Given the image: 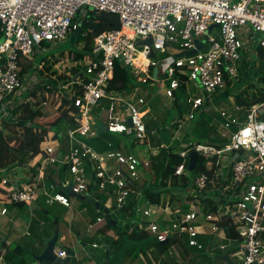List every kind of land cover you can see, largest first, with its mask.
Segmentation results:
<instances>
[{
    "label": "built area",
    "instance_id": "built-area-1",
    "mask_svg": "<svg viewBox=\"0 0 264 264\" xmlns=\"http://www.w3.org/2000/svg\"><path fill=\"white\" fill-rule=\"evenodd\" d=\"M84 7L117 14L121 27L95 36L91 52L81 58L76 51H81L84 44L76 51L64 53L65 59L60 60L64 54L53 55L52 61H57L52 64L54 67L42 61L37 69L47 77L43 82L39 81L37 72L28 73L30 66L23 71L25 65L33 63L38 49L50 48L69 33L81 32L80 13ZM212 25L215 26L210 28ZM217 27L220 30L213 34ZM254 32L262 33L263 37L255 41ZM87 35L88 31H84L83 36ZM149 37L152 45L138 43ZM196 40L203 43L201 49L197 48ZM257 46L264 48V0H0V118L11 121L13 109L31 100L36 102L38 89L43 88L47 97L54 92L60 99L55 109L60 105L71 108L69 114L76 123L65 131H49L40 145V154L25 167L13 164L1 169V186L13 185L6 192L0 191L1 213L8 212L7 204L32 205L41 195L49 205L58 202L71 207L70 195L46 189V167L65 168L66 174L72 175V191L78 195L90 191L88 162L92 177L97 180L96 190L108 194L112 187L114 192L108 200L114 201L117 209L124 208L130 194L135 193L134 181L142 179L141 175L150 169V156L157 152L142 156L129 150H97L88 142L98 135L101 126L92 111L101 109L102 116L103 102L107 101L108 123L102 124L107 131L128 134L136 143L145 144L155 132L145 121L150 113L144 95L147 86L156 87L160 83L159 94L165 103L170 99L173 104L177 93L184 89L182 102L190 111L188 115L185 112L177 115L173 121L182 126L183 122L195 118V112L208 106L210 94L231 86L234 80L241 81L247 72L242 69L244 62H249L251 67L254 63L252 68L256 67ZM192 49L197 52L187 55ZM158 54L166 60L158 58ZM116 61L128 67L144 88L139 89L137 85L128 95L111 92L108 86ZM196 89L203 90L206 96L196 93ZM115 101L125 102L122 113L116 111ZM45 104L43 101L42 105ZM236 107L245 108L237 104ZM263 114L264 101L253 104L247 108L244 124L239 126L236 117L222 110V126L226 131L219 132L225 141L220 146L190 144L179 152L183 161L175 173L191 176L189 163L193 150L206 158L207 171L191 176V185L176 206L171 205L170 198L165 205H155L158 211L154 212H159V216L155 221L141 222L140 228L160 242L174 236L183 238L186 234L189 247H197L212 258L204 264H231L214 262L216 252L227 250L231 241L240 242L239 248L230 255L238 257L240 263L232 264H264V119L260 117ZM232 126L239 127L231 133L228 128ZM236 152H239L237 157ZM38 162L39 166L34 167ZM13 168H19L16 177L10 174ZM24 168L30 172L28 179L22 172ZM209 201L218 208L206 214L203 209ZM144 214L150 216L152 212L148 209ZM164 214L169 218H163ZM222 222H228L237 232L236 239L227 236L220 225ZM90 228L93 229V224ZM31 234L28 228L25 235ZM199 235L209 237L208 246L197 238ZM9 245L10 242L0 237V264H7L5 254ZM173 247L184 249L179 242ZM56 252L58 257L67 256L66 249H56ZM34 264L49 263L35 261Z\"/></svg>",
    "mask_w": 264,
    "mask_h": 264
},
{
    "label": "trees",
    "instance_id": "trees-1",
    "mask_svg": "<svg viewBox=\"0 0 264 264\" xmlns=\"http://www.w3.org/2000/svg\"><path fill=\"white\" fill-rule=\"evenodd\" d=\"M89 12L91 13L90 16L86 15L81 19V32H79V34H77V32L74 33L80 38V41H83L84 44V48L81 51L75 50L78 58H81L85 54L91 52L95 36L104 31L121 27L119 16L115 13L96 11ZM84 31H88L87 36H83ZM256 50V57L258 58V60L263 61L261 68H264V48L262 46H257ZM252 65L255 66L254 63ZM29 66L30 64L25 65L23 71L26 72ZM252 67L249 62H244V64L242 65V69H246L248 73H250V71L253 69ZM255 73L259 74V81L264 83V71L263 73ZM245 76H247V73ZM245 76L243 75L241 77V80ZM137 85L138 82L131 74L129 68L122 66L119 61H116L114 76L113 79L110 80L108 89L111 92L128 93L131 92ZM257 90L256 92H251L247 89L240 90L235 94L234 97L236 104L245 108H249L253 104L263 102L264 85L260 87L258 91ZM183 92L184 89L182 88L181 91L177 93V98L174 102L177 108V114L179 116H182L184 114V104L182 102V98L184 96ZM229 93L230 88H228L226 92H224L223 96H229ZM59 109L60 114L54 116V119L50 120V122H48L47 124L36 121L38 117L44 116V113L40 109L31 108L30 103L20 104L13 109V114H17L21 110L23 111V114L19 116L20 119L16 122H11L10 120L4 119L2 123L6 128L11 127V123H13L17 127H21V131L15 130L5 135L1 126L2 124H0V173H2L1 169L10 167L13 164L22 166L28 165L34 157H37L40 154V145L45 140L49 131L58 133L59 131H65L70 126H76L74 117L69 114V110L71 108L67 109L64 108L63 105H60ZM69 118L70 123L65 129L60 130L59 126L61 125V122L64 119ZM172 125L176 127L178 126L177 123H173ZM55 127L58 128L56 131L54 130ZM147 127L151 129L150 124H147ZM195 130L199 138L201 137L209 141L208 144L217 146L221 145V142H219L218 124L213 123L209 119L200 120ZM100 133L101 132L98 133L96 138L90 139L88 141L89 144L92 145L94 139H97ZM125 137L130 138V135H116L115 140H107L104 145L100 144L96 149L99 151H107L112 149L125 151L127 148L125 141H123ZM136 144L137 143L132 139L131 148H134ZM153 145L158 147V152L150 156V169L146 170V172L144 173V178L134 181L133 187L135 189V193L130 194L128 205L122 209H119L121 214L127 215L125 223L121 227L119 225H112V223L106 218V216H103V220H105V226L101 227V233L105 234L108 230H111L113 228H116L117 230V233L114 234V236H105V239L108 240V248L103 249V251L106 255L107 264H133L136 259L139 258L140 254H144L150 262L152 261V256L158 259L163 253H165L171 246H173L177 242L181 243L184 248L185 246L189 247V241L186 234L183 235V238L174 236L170 238L167 244L161 245L160 241H157L156 238L152 237L149 232L140 228V223L142 221L136 218L138 213L137 208L139 204L145 201L151 205H165L168 198H170V203L174 207L175 202L177 203V201H179L180 199L182 200L183 194L190 187L192 178L191 176H195L201 171H207V160L204 156L199 155L197 167L194 171H192L191 176H177L175 170L177 166L183 161V158L180 156L179 151H177L175 146L164 145V143L161 142H154ZM36 166H39V162L34 167ZM50 166L51 165H48L46 167V171L49 170ZM58 171L61 175L66 174L65 168H62ZM34 172L36 174L38 173L36 169H34ZM87 172L89 175H92L93 173L91 164L89 162L87 163ZM46 178V182L49 184L50 188L53 187V192H62L60 188L59 190H57L58 186L54 184L53 177L48 174ZM92 181L93 182L89 185V190L97 191L96 189H94L95 180L93 179V177ZM12 187L13 185H9L6 187L1 186L0 182V191L2 192L10 190L12 189ZM174 190H178L180 197L174 195ZM111 192H114V189L112 187L109 188L108 194L103 192V195L106 197V199L102 204H105L107 202V199H109V197L111 196ZM98 200L101 202L100 199ZM186 207L187 206H185V208ZM217 208V205H213V203L209 201L207 208L203 209V211L206 214H210L216 212ZM45 213L47 214V211H45ZM58 223L59 221L56 220V224ZM220 225L225 228L228 237L235 239L238 237L237 232L229 226L228 222H222L220 223ZM197 238L205 244V247L208 246V236L199 235ZM190 248L193 251V254L192 258L187 261V264H194V262H196L197 260L196 258L204 257L208 261L212 259L197 247L191 246ZM33 253L34 252L31 251L27 247V245L16 242L8 246L5 257L7 264H34L36 260L33 257ZM216 254L217 256H214V259L224 261L222 258L218 257V255L224 256L220 251L216 252ZM231 254L232 251L230 253H226V255H229L226 262L232 264L233 262L231 261L230 256ZM27 257H29L30 260ZM74 263L76 262L74 261Z\"/></svg>",
    "mask_w": 264,
    "mask_h": 264
},
{
    "label": "rangeland",
    "instance_id": "rangeland-1",
    "mask_svg": "<svg viewBox=\"0 0 264 264\" xmlns=\"http://www.w3.org/2000/svg\"><path fill=\"white\" fill-rule=\"evenodd\" d=\"M233 1L238 2L240 0H233ZM89 9H87V7H84L80 13V18L83 17V14L84 16L86 15L90 16L91 13L89 12L90 11ZM219 30L220 28L217 27L212 33L216 34ZM252 35H253L252 39H254L255 41L260 40L263 37V34L260 32H254V34L252 33ZM252 43H254V41ZM82 45H83V41H80V38L78 36H76L73 33H69L64 40L51 44L50 48L38 49L32 60L33 63L31 62L29 63L31 67V72H28V73L32 75L37 72L38 74L36 75L38 76L40 82L47 80V77L44 74V72L40 73L38 71L37 69L38 65L41 64L42 61H44L46 65L53 66L54 64L57 63V61L56 62L52 61L53 55L64 54V53L69 52L70 50L80 49ZM65 58H66V54H64L60 60L65 59ZM158 58L162 59L163 61L166 60V57H163L162 54H158ZM262 64H263L262 60H256V67H254L250 71V73L245 72L244 76L246 75V73H247V76L243 77L241 81L234 80L233 84L230 87L221 89L217 93L210 94L209 100L207 101L208 106H206L204 110L195 112V118L192 120H187L183 122L182 126H180L179 123H177L178 124L177 127L172 125L173 121L176 119L178 115L177 108L171 102L170 99H167L165 103L164 99L159 94V91L162 89V87L160 86V83H158L156 87L147 86L146 92L144 93V95L148 99V102H149L148 107H149L150 113L146 116L145 121L148 124H150L151 126L150 128L154 130L155 132L149 135L147 143L145 144L137 143L134 148H131V141L132 139H134L133 136H130V138L125 137L123 141H125V144L127 145L126 150H129L130 152H134L136 154H140L142 156H146V155H150L151 152H158V147L153 145L154 142L170 144L171 146H175V148L179 152L184 150V148L186 149L187 146H189L190 144H196V143L208 144L209 141L201 137L199 138L195 130L199 121L204 120V119H209L213 123L218 124L219 142H221L222 144L225 140L222 138L219 131H226V129H224V127L222 126V122L224 123V119L221 117L220 113L222 110H224L231 117H236L238 119L239 126L244 124L246 120V115H247V108L237 109L234 97H235V94L239 92L240 90L247 89L251 92H256L257 89L259 90V88L264 85V83L259 81V78H258L259 74L255 73V72L263 73L264 68H261ZM80 72H84V69H82V71ZM49 76H50V73H49ZM160 78H162V72H160ZM38 85H42V84L38 83ZM137 87L141 89V87L144 88V85L141 83H138ZM228 88H230L229 96H222V92ZM195 91L201 96H204V97L206 96V93L203 90L196 89ZM38 92H40V94L36 96V102H34L33 100L29 102L30 107L33 109L41 108L42 112L44 113V116L38 117L36 121L43 123V124L44 123L47 124L48 122H50V120L54 119V116L60 114V109L57 110L55 109V107L59 105L61 101L54 94V92L52 93L50 92V94H48V97L43 88H39ZM129 93L130 92L123 93V94L128 95ZM43 101L44 102L46 101L47 104L42 105ZM103 105H104L105 110L102 116H100L101 109L92 111V114L98 118L96 120L98 125L108 123L107 109H108L109 103L107 101H104ZM125 105L126 104L124 101H115L116 111L119 113H122L124 111L123 109ZM183 110L185 114L188 115L190 111L189 107L184 105ZM201 111H204V112L201 113ZM22 114H23L22 110L19 111L17 114H12L10 116L11 121L12 122L18 121L20 119L19 116H21ZM260 117L264 119V114L261 115ZM3 119L4 118H0V124H2L1 126L3 128L5 135L10 133L11 131H15V130L21 131V127H17L13 123H11V127L6 128L4 124L2 123ZM69 123H70V118L64 119L61 122L59 129L60 130L65 129ZM170 124L171 126L169 127ZM238 127L232 126L228 128V130L232 133V132H235ZM57 129H58L57 127L54 128L55 131ZM116 135H119V134L111 133L108 131L101 132L99 134V137L97 139H94L92 146L97 148V146L100 144L104 145L107 142V140L113 141L115 140ZM17 171H19V168L17 169L13 168L10 174L16 177ZM49 171L50 172L48 174H53L54 179L58 181L59 185H62L66 180H70L72 178V175L70 174L67 175L66 177L61 175L55 165H51L49 167ZM22 172L24 173L26 177L30 176V172L27 171V168L22 169ZM89 176L92 177L91 174ZM141 176L142 178L145 177L144 174H142ZM45 187L49 192L52 191L51 190L52 188H50L47 182L45 183ZM57 190H59L58 187H57ZM174 195L177 197H180V194L177 190H174ZM85 196L100 199L101 203H103L106 199V197L103 195V191L101 190H97V191L91 190L89 192H86ZM87 198L84 199L81 195H78L76 197H71V207H65L57 202L52 205L47 204L46 197L42 195L35 201L34 204L36 207L37 206L41 207L42 210L44 211L43 213L37 212L36 214V218H39L40 220H43L45 222L44 227L47 226L48 224L52 226L55 225L56 226L55 228L59 227L62 233H66V236L68 238L67 242L59 243V246L60 245L66 246L67 248L71 249L72 252L74 251V253H76L75 246H78L79 244L84 243L86 245L84 247V250L81 252V257L83 258V255H84V257L88 261L94 260L96 262L97 256H100L99 254H101V252L103 251V244L105 242V236L104 238L102 236L97 237V234L95 233L94 230L90 231L89 225H90L91 220L97 221L96 217L99 214L102 216H104L105 214L102 210L98 209L94 204H89L87 202ZM179 201H181V199ZM107 202H109L108 199H107ZM106 203L104 204L105 206H107ZM176 205L177 203L175 202V206ZM154 210L158 211L156 208ZM45 211H47V214L45 213ZM116 211L117 210L111 211L113 216H115ZM166 216L168 215L165 214L164 218ZM56 220L59 221L58 224L55 223ZM124 223L125 221L124 222L120 221L119 226L121 227ZM37 224H38V220H36V223L34 224V228H33L35 233H39V231L42 230V228L40 227L38 228ZM59 225H61V227ZM69 231H70V234H69ZM220 235L222 237L224 236V234H220ZM213 237L215 241H218L217 236H213ZM39 240L41 239L37 238V234H35L34 236L29 237V240H28L29 244H26V245L34 253H39V252L41 253L43 251L41 250V248L37 247V245L39 244ZM94 240L99 242L100 244L99 248H93L92 242ZM219 240L223 241L221 238ZM239 245H240L239 241H233V242L231 241L229 248L225 251H220V252L221 254L226 255V253H230L231 251L237 250L239 248ZM175 248L177 250H173L175 252H173L172 255L167 253L168 260L180 261L179 264L181 263L183 264L192 258L193 251L191 250L190 247L185 246L184 250L180 249V247H175ZM86 254L87 256H90V258H87ZM27 258L30 260L29 257ZM196 259L197 260L196 262H194V264H204L207 261L204 257L196 258ZM72 260H73V262H71L72 264H77V263H74V258H72ZM231 261L240 263V260L238 257L231 256ZM214 262L223 263V261L218 260V259H214ZM138 263L140 262H136V264Z\"/></svg>",
    "mask_w": 264,
    "mask_h": 264
},
{
    "label": "crops",
    "instance_id": "crops-1",
    "mask_svg": "<svg viewBox=\"0 0 264 264\" xmlns=\"http://www.w3.org/2000/svg\"><path fill=\"white\" fill-rule=\"evenodd\" d=\"M94 138H96V137H94ZM49 172L50 171L48 170L46 172V174L48 175ZM32 173H34V172L32 171ZM49 175L51 177H53V174H49ZM67 175L68 174H64L63 176L66 177ZM27 179H28V177H27ZM93 179L95 180V177H93ZM53 180H54V184L55 185H59L58 181L55 180L54 177H53ZM95 181H97V180H95ZM91 182H93L92 181V177H91ZM94 183H96V182H94ZM94 185L96 186L97 184H94ZM96 188H97V186H96ZM51 192H53V190ZM87 192H89V191H87ZM34 203L32 205L25 204V203L24 204L23 203H18V204H12V205H8L7 204L8 212L6 214H2L1 213V209H2L3 205H0V237H2L3 239L7 240L8 242H10V244H13V243H16V242H20V243L26 245V244H29V241H28L29 237H32L35 234H37V238L41 239V240H39V244L37 245V247L41 248V250L44 251V249L46 248V245H47L46 240L50 239V238H52L54 236L55 231H56V228H55L56 226L55 225L52 226V225L48 224L47 226L44 227L45 222L43 220H40L39 218L35 217V214H37V212H42L43 213L44 211L42 210L41 207H39V206L36 207ZM106 205L108 207L112 208L113 206H115V203H114V201L110 200L109 202L106 203ZM155 208H156L155 205H151V204L147 203L146 201L141 203V204H139V209L140 210L138 211L136 218L141 220L142 222L155 221L154 219H156L159 216V214H160L159 212L158 213L154 212ZM148 209H150L151 212H152V214L150 216H146L144 214V210H148ZM116 210L117 211H116L115 216H113L112 213H111V215H112V217L115 220L118 221L117 224H116L118 226L120 221H122V222L126 221L127 215L126 214H121L119 209H116ZM111 211H115V210H111ZM164 215H163V218H164ZM97 218H102V220L101 221L91 220L90 224L94 223L93 224V229H91L90 225H89L90 231L94 230L95 233L97 234V237H101L102 236L104 238V236H106V235L114 236V234L117 233L116 228L108 230L107 233H105V234L101 233L100 229H101V227L105 226L104 225L105 224V220H103L104 218L100 214L96 217V219ZM168 218H169V216L165 217V219H168ZM36 220H38V224H37L38 228L39 227L42 228V230H40L39 233H35L34 230H33L34 224L36 223ZM59 226L61 227V225H59ZM28 228L30 229V231L32 233L30 236L25 235V231ZM59 231H60V233H59V238H58V241H57V244H56V249L57 250L58 249H60V250L66 249L67 251L71 250V249L67 248L66 246H61V245L59 246V243H66L67 239H68L67 236H66V233H62V231L60 229H59ZM69 234H70V231H69ZM82 242H83V240H82ZM94 243H98V245L100 246L99 242L95 241V240L92 242L93 248H99V246L98 247H94V245H93ZM82 245H84V246H82ZM85 245L86 244L81 243L78 246H75L76 247L75 248L76 249L75 250L76 253H74V251H73V254L71 253L70 263L73 262L72 258H74V261L76 263H78V264H100V263L107 264L106 255H105L104 251H102L101 254H99L100 256H97V261L96 262L94 260L88 261L84 257V255H83V258H82L81 257V252L84 250ZM107 248H108V240L105 239V242L103 244V249H107ZM173 250H177V249L175 247L171 246L158 259H156L155 257L152 256V261H150V262H149V260L147 259V257L144 254H140L139 258H137L136 261L133 264H136V262H140L138 264H174V263H177L178 261H175V260L174 261H170V260L167 259V253L172 255L173 252H175ZM41 253L39 252L37 254H41ZM86 256H87V254H86ZM87 258H90V256H87ZM85 259H86V261H85ZM99 260H100V262H99ZM183 264H187V262L183 263Z\"/></svg>",
    "mask_w": 264,
    "mask_h": 264
},
{
    "label": "water",
    "instance_id": "water-1",
    "mask_svg": "<svg viewBox=\"0 0 264 264\" xmlns=\"http://www.w3.org/2000/svg\"><path fill=\"white\" fill-rule=\"evenodd\" d=\"M215 25H212L210 28H213ZM77 34H79V31L77 32ZM197 42V48L201 49L203 47V43L198 42V40H196ZM139 44H148V45H152L153 40L152 37H149L145 40H140L138 42ZM197 52V49H192L190 51L187 52V55L189 54H194ZM158 69L155 68L154 70V74H157ZM129 123L131 124V120H129ZM98 132H107V127L105 125H101L98 129ZM239 155V152H236L234 154L235 157H237ZM198 159H199V153L196 150H193L190 152V163H189V170L194 171L197 167V163H198ZM58 188H60L65 194L70 195L71 197H76L78 195H81L84 199H86L87 197V202L90 204H94L98 209L102 210L104 212V214L106 215L107 219L112 223V225H116L117 224V220H115L112 215H111V210H116L117 207L113 206L112 208H109L108 206H105L104 204H102L100 201L96 200L93 197H89V196H85V194H76L75 192L72 191L73 188V182L72 180L69 181V183L67 185H57ZM94 189H96V186L94 185ZM59 227L56 228L55 234L52 238L47 239V245L46 248L44 249V251L41 254H36L33 253V257L36 261H40V262H46L49 264H70V255H71V250L67 251V256L62 258V257H58L57 256V252H56V244L59 238ZM169 240L167 239L166 241H162L160 242L161 245H165ZM219 258H222L223 260H227L228 256L224 255H218ZM103 264V263H100Z\"/></svg>",
    "mask_w": 264,
    "mask_h": 264
},
{
    "label": "clouds",
    "instance_id": "clouds-1",
    "mask_svg": "<svg viewBox=\"0 0 264 264\" xmlns=\"http://www.w3.org/2000/svg\"><path fill=\"white\" fill-rule=\"evenodd\" d=\"M168 145H170V144H168ZM71 253H72V251H71ZM227 256L229 257V255H227ZM227 260H228V259H227ZM227 260H226V261H227ZM224 261H225V260H224ZM226 261H225V262H226Z\"/></svg>",
    "mask_w": 264,
    "mask_h": 264
}]
</instances>
